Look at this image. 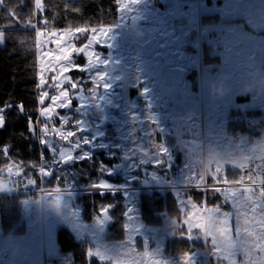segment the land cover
Listing matches in <instances>:
<instances>
[{
  "label": "rangeland",
  "instance_id": "1",
  "mask_svg": "<svg viewBox=\"0 0 264 264\" xmlns=\"http://www.w3.org/2000/svg\"><path fill=\"white\" fill-rule=\"evenodd\" d=\"M175 2L180 4L182 14L178 19L172 16ZM117 8L118 24L99 27L106 38L86 49L95 51L96 60L87 65L86 72L72 71L68 74L73 79L83 77L73 108L57 109L60 114L67 115L69 124L62 125L55 114L51 121L38 115L35 124L37 138L47 139L58 149L67 150L69 142L60 140L55 132L50 130L46 136L43 135V123H48L50 129L76 130L73 120L79 116L83 121L79 127L83 131L70 139L72 142L76 139L91 143L82 144L78 149L72 147L77 159L68 163H74L95 150H101L108 142L106 137L112 133L108 130L123 128L128 143L124 146V161L121 163L123 175L145 188L169 187L167 190L173 193L179 215H166L162 225H147L131 193L135 189H114L128 194L124 238L108 241L105 237L108 227L101 216H94L90 222L83 217V204L75 199L73 193L81 194L84 190L69 193L56 188L51 191L43 189L44 176L39 167L31 177L36 185L39 182L41 188L35 186L32 190L15 193L10 185L15 171L22 178L26 176L21 167L12 165L11 173L7 171L8 178L0 183V194H3L0 199V264L4 256L9 258L6 264H51L54 260L57 264H73L71 254H64L59 249V228L69 230L78 242L89 243V259L112 264H153L163 260L183 264L180 256L173 259L165 257L167 241L180 236L187 238L179 234L180 230L187 231L184 221L190 217L195 223L207 217L209 210L216 206L208 204L206 194L195 187L202 184L200 174L205 173L203 183L214 180L211 173L220 164L223 169L220 175L228 178L229 172L240 173L244 169L234 165L247 163L249 166L256 157L264 155V0H117ZM206 15H217L218 22L208 24L205 18L200 22V17ZM31 28L36 31L38 101L43 91L49 92V98L43 105L39 104V113L42 107L50 104L52 95L63 90L55 87L58 81H53L52 76L58 74L61 64L68 63L54 61L43 54L59 55L55 44L58 38H63L60 47H79L86 40L85 34L73 36L65 29L38 31L35 24ZM72 30L74 32L75 29ZM223 32L224 36L218 42ZM0 43L3 44L1 34ZM203 45L210 48L209 58L204 60ZM215 57L218 61L213 60ZM41 59L47 81L43 87L39 86L38 75ZM73 60L85 64L83 55L74 54ZM52 67L56 72L51 71ZM168 67L195 70L199 91L194 92L187 81L184 86L164 82L161 76ZM64 88L73 96L76 94L70 88V82L64 83ZM76 105L82 107L77 108ZM117 111H122V114L119 116ZM204 139L206 146L202 145ZM165 148L167 153L161 156L160 150ZM55 155L58 162V152ZM247 156L253 159L245 161ZM157 159L163 161L158 166L155 164ZM229 178L232 180L233 175ZM224 189L236 191L234 206L232 200L222 198ZM41 190L48 192L37 195ZM4 191L6 194L2 193ZM34 191L36 194L32 193ZM200 192L204 196L202 204L193 198ZM21 193L27 195L18 198ZM216 195L222 200L221 212L232 213L227 221L232 242L239 247L246 241L250 247L253 241L245 229L260 231L259 215L255 221L244 223L245 213L248 218L253 215L249 211L251 201L244 202V197L250 194L228 184L221 187V193L209 196L214 198ZM252 199H259L258 192ZM23 212L26 224L20 229L14 223ZM237 216L240 220L239 235L236 231ZM219 218L223 219L222 216ZM192 235L193 239L199 236L197 238L205 245V249L193 259L211 258L214 264H229L228 260H218L211 255L210 237L206 241L200 236L201 230L195 227ZM157 248L161 251L159 255L155 254ZM97 250L105 256L104 260L95 255ZM145 250L148 256L143 255ZM260 255L258 250H252L253 257ZM234 259L236 264H244L243 251Z\"/></svg>",
  "mask_w": 264,
  "mask_h": 264
},
{
  "label": "trees",
  "instance_id": "2",
  "mask_svg": "<svg viewBox=\"0 0 264 264\" xmlns=\"http://www.w3.org/2000/svg\"><path fill=\"white\" fill-rule=\"evenodd\" d=\"M203 18L208 24L218 22L217 15L201 16L200 22ZM32 24L37 26L38 31L45 32L85 26L113 27L118 24L117 0H41L39 9L36 0L1 1L0 34L3 44H0V107L10 106L4 113L5 125L0 128V181L4 182L8 178L5 173L12 165L21 167L26 177L32 176L39 167H44L46 172L52 174L44 176L43 189L51 191L58 187L62 191H85L73 194L83 204V217L86 221H92L96 215L103 218L101 210L105 207L110 209L107 213L110 225L105 235L108 241L124 238L128 194L114 189H135L131 193L147 225H162L166 215H179L172 191L145 188L138 181L131 182L123 175L121 163L124 161V146L128 145L123 128L118 131L108 130V133H112L106 137L108 142L101 150H95L79 162L65 165L58 163L49 148L40 144L35 125L38 121L39 102L36 31L31 28ZM209 49L203 45V60L209 58ZM213 60L218 61V58ZM186 72L185 80L194 92H198V73L195 70ZM21 102L24 105L23 112L17 107ZM120 113L122 111H117L119 116ZM79 119L76 116L73 121ZM5 147L8 152H3ZM232 175L238 176V173L229 172L228 178ZM98 183H108L111 187L104 190L93 187ZM36 187L41 188L39 182ZM193 198L197 203H203L202 192ZM206 200L213 206L222 203L217 195L214 198L206 196ZM179 234L187 236L188 233L184 229ZM57 242L62 253L71 254L73 264H112L89 259V243L78 242L65 228L58 229ZM204 249V242L200 238L189 240L180 236L167 241L165 257L177 258L188 251L194 258ZM208 264H214L211 258H208Z\"/></svg>",
  "mask_w": 264,
  "mask_h": 264
},
{
  "label": "snow or ice",
  "instance_id": "3",
  "mask_svg": "<svg viewBox=\"0 0 264 264\" xmlns=\"http://www.w3.org/2000/svg\"><path fill=\"white\" fill-rule=\"evenodd\" d=\"M36 7L39 9L41 7V0H36ZM66 32L71 33L73 36L77 34H85V40L86 42L82 46H75L71 45L70 47H60V45L63 42V38H58L55 40V44L59 48V55H54L51 52L44 53L43 55L46 57H50L52 60L60 62V61H67L66 64H61L59 67V72L57 75L52 76L53 81H58V83L55 84V87L57 89H63L58 92L56 95H52L50 97V104L47 107H42L38 113L39 116L47 118V120L51 121L53 119V115L55 114L56 119H58L62 125H68L69 120L66 114H60L57 109H72L73 108V101L78 96L80 88L83 83V77H78L76 79H73L69 73L72 71L77 72H86L87 71V65L91 64L93 61L96 60V53L95 51H86V49L92 48V46L95 44H99L100 41L104 40L106 38L105 32L100 31V28L93 27L89 28L87 26L85 27H76L74 32L71 28L65 29ZM74 54H80L85 57V64L81 65L76 63L73 60ZM41 67L39 69V86L43 87L45 84H47V81L44 77V61L40 60ZM51 71L56 72V68L52 67ZM61 77L63 79H61ZM70 82V88L72 90H75V95L73 96L70 94L69 90L67 88H64V83ZM146 91V90H145ZM49 98V92L43 91L42 94L39 97V104L43 105L45 99ZM10 105H5L4 107H0V128H2L5 125L6 117L4 115L6 109ZM18 109L22 112L24 111V105L23 103H19L17 105ZM77 108L82 107V105H76ZM30 121V131L32 130V118L29 117ZM83 124V121L81 120H75L73 121V127L76 130H69V131H62L58 127H53L50 129V126L48 123H43V127L41 129V132L44 136H46L49 131L55 132V134L60 138L62 141L69 142V146L67 147V150L65 148H59L50 142L47 139L40 138L39 142L42 146L49 148L50 152L54 154L56 158V153L59 154V161L58 163H68L71 160L77 159L76 156L73 155L72 147L80 148L81 145H87L91 143L89 140H76L75 142H72L70 138L77 137V132L83 131L79 125ZM3 152H8V148H3ZM167 153V149H161L160 154L161 156L165 155ZM83 158H88L87 155H85ZM245 161H250L253 159L251 156H247L244 158ZM259 162L254 165L253 168L249 169L250 172L255 171L256 169L264 170V155H261L259 157L255 158ZM162 160L157 159L155 161V164L158 166L162 163ZM228 163V161H225ZM234 167H238L240 169L247 168V163H241L239 165H234ZM9 173H11L12 168L9 166L8 168ZM223 169L220 166V164H217L215 168V172L211 173L214 180H216L217 184H243L245 182V177L243 175L239 176V179H232L229 180L225 175H220L222 173ZM39 172L43 176H50L52 172H46L44 167L39 168ZM204 174H200V182L203 183ZM219 176V179H216V177ZM189 180L192 179L191 176L188 178ZM256 177L249 174L247 177V181L249 184L254 185L256 183ZM260 187L258 189H254L253 187H245L243 189L244 193H248L250 195L244 197V202L251 201V204L249 205V211L252 212V217L248 218L247 213H245V224H249L252 221L256 220V216L259 215L260 219L258 221L260 225V231L259 233H256L255 231H245L247 232V236L253 241L251 246L249 247L247 245V242L241 243L239 247L232 242L231 237L229 235L230 228L228 227V218L232 215L229 211H223L221 212V206L216 205L213 209L209 210L210 214L207 215V217H203L200 220H197L195 223H193L192 219L189 217L184 221V223L187 225V239L192 240L194 236L192 235L193 227L196 229L201 230V235L206 241L208 238H211L212 243V249L210 250L211 255H214L217 257V259H225L229 261V264H236V261L234 257L240 252L243 251L244 256V264H264V179L260 180ZM199 186V185H197ZM93 187L100 188L102 190L108 189L111 187L108 183H98L93 185ZM216 193H221L220 187H214L213 189ZM259 194L258 200H253L252 197L256 194ZM237 193L235 190L232 189H224L223 191V199L225 201L232 200L233 206L236 203ZM195 207V205H193ZM257 209H259V212H257ZM109 208L105 207L101 211L103 214L109 212ZM212 213L219 214V215H213ZM219 216H222L223 219L221 220ZM99 219V218H98ZM132 219V218H131ZM130 219V220H131ZM176 223L175 221L173 222ZM236 231L239 235L240 233V220L239 216H237L236 221ZM219 226V227H217ZM125 227H128V225H125ZM255 227V225H253ZM134 231H139V229H134ZM199 237V236H196ZM145 249L147 248V245L145 244ZM256 249L258 250L262 255L259 257H253L252 256V250ZM91 249L89 250V255L91 254ZM161 253L160 249L157 248L155 250V254L159 255ZM95 255L99 257L101 260L105 259V256L97 250ZM144 256H148L149 253L145 250L143 253ZM180 260L183 261V264H195L193 260V256L188 251H185L181 256ZM153 264H171L168 260L163 261H154Z\"/></svg>",
  "mask_w": 264,
  "mask_h": 264
},
{
  "label": "crops",
  "instance_id": "4",
  "mask_svg": "<svg viewBox=\"0 0 264 264\" xmlns=\"http://www.w3.org/2000/svg\"><path fill=\"white\" fill-rule=\"evenodd\" d=\"M1 44V43H0ZM186 71L184 70V69H181L180 67H168V68H165L164 69V71H163V73H162V80L164 81V82H166V83H168V84H172V85H175V86H184V84H185V76H186ZM202 145L203 146H206V142H205V139L204 140H202ZM235 174V173H234ZM239 173H238V176H236V175H234V177L232 178V179H239ZM216 179H217V177H216ZM0 183H1V181H0ZM234 185V184H233ZM224 185H218L217 183H216V180H211V181H205L204 183H202L201 185H199V186H195V187H197L199 190H201L202 192H204L205 194H206V196H209V195H212V194H218V193H216L214 190H210V189H213L214 187H223ZM235 186V185H234ZM4 187L7 189L8 188V186L6 185V184H4ZM152 189H158V190H167V188H169V187H151ZM166 188V189H165ZM5 189V190H6ZM150 189V188H149ZM196 189V188H195ZM46 192H48V191H46ZM45 192V193H46ZM2 193H4V194H6L5 193V191L4 192H2ZM33 194H36L35 193V191L34 192H32ZM42 190L41 191H37V195H39V196H41V195H43V194H45ZM69 193H72V191H69ZM3 194H0V197L2 196ZM27 194H25V193H21L19 196H18V198H22V197H25ZM6 196V195H5ZM12 196H13V194H12ZM14 196H16V195H14ZM36 196V195H35ZM29 212H31V211H29ZM23 214H25V212H23V213H21L20 214V216H22V217H20L19 219H16L15 220V227H16V225L18 226V228H23V227H25V224H26V219H24V217H25V215H23ZM23 224H24V226H23ZM14 227V228H15ZM5 258L4 259H1V264H6V263H8L9 262V258H8V256H4ZM28 263V262H27Z\"/></svg>",
  "mask_w": 264,
  "mask_h": 264
},
{
  "label": "built area",
  "instance_id": "5",
  "mask_svg": "<svg viewBox=\"0 0 264 264\" xmlns=\"http://www.w3.org/2000/svg\"><path fill=\"white\" fill-rule=\"evenodd\" d=\"M221 35L222 36L219 37V39L217 38L218 42H221L222 37L224 36V33H222ZM256 163H258V162L256 160H254L253 162H251V164L247 168H244L240 172V175H243L245 177V182L243 184L239 185V187L244 189L245 187L256 188V187L261 186L260 180L264 179V170L256 169L255 171H252V172L249 171V169L253 168ZM17 173L18 172L15 171V175H13V179L10 181L11 189L13 192L18 193V191H20V190L29 191V190H32L36 186V181L34 178H32V177L22 178ZM249 174H251L257 178L256 183L254 185L249 184L247 181V177ZM193 260H194L195 264H206L207 263L206 259H193ZM51 264H57V262L54 260L53 262H51Z\"/></svg>",
  "mask_w": 264,
  "mask_h": 264
},
{
  "label": "water",
  "instance_id": "6",
  "mask_svg": "<svg viewBox=\"0 0 264 264\" xmlns=\"http://www.w3.org/2000/svg\"><path fill=\"white\" fill-rule=\"evenodd\" d=\"M181 12H180V4L178 2H175L174 5H173V10H172V16L175 18V19H178L181 17ZM103 219H104V222L107 226L110 225V218L108 216L107 213L103 214Z\"/></svg>",
  "mask_w": 264,
  "mask_h": 264
}]
</instances>
